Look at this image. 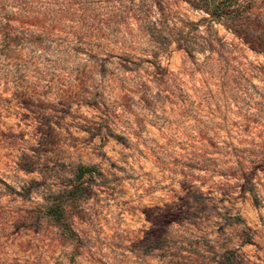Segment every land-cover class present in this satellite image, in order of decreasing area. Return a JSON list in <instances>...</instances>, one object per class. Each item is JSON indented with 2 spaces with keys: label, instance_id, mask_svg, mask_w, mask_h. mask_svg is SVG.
Masks as SVG:
<instances>
[{
  "label": "rangeland",
  "instance_id": "374dc122",
  "mask_svg": "<svg viewBox=\"0 0 264 264\" xmlns=\"http://www.w3.org/2000/svg\"><path fill=\"white\" fill-rule=\"evenodd\" d=\"M236 4L0 0V264H264V0Z\"/></svg>",
  "mask_w": 264,
  "mask_h": 264
},
{
  "label": "trees",
  "instance_id": "16d2710c",
  "mask_svg": "<svg viewBox=\"0 0 264 264\" xmlns=\"http://www.w3.org/2000/svg\"><path fill=\"white\" fill-rule=\"evenodd\" d=\"M196 9H200L208 15L209 20L219 21L221 19L234 18L239 5L237 0H188ZM251 3V2H250ZM245 31L248 30L244 28ZM48 212H50L48 210ZM49 217L56 218V213L50 212Z\"/></svg>",
  "mask_w": 264,
  "mask_h": 264
}]
</instances>
